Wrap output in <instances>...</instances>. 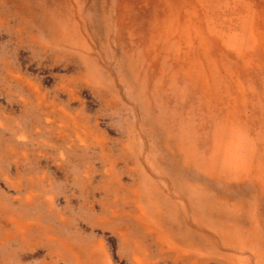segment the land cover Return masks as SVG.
<instances>
[{"label":"rangeland","instance_id":"rangeland-1","mask_svg":"<svg viewBox=\"0 0 264 264\" xmlns=\"http://www.w3.org/2000/svg\"><path fill=\"white\" fill-rule=\"evenodd\" d=\"M0 264H264V0H0Z\"/></svg>","mask_w":264,"mask_h":264}]
</instances>
